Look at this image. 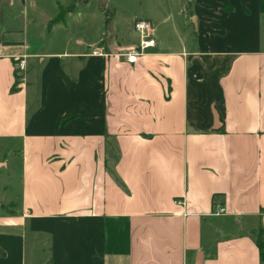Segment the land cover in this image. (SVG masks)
Segmentation results:
<instances>
[{
  "label": "crops",
  "instance_id": "1",
  "mask_svg": "<svg viewBox=\"0 0 264 264\" xmlns=\"http://www.w3.org/2000/svg\"><path fill=\"white\" fill-rule=\"evenodd\" d=\"M18 1L0 0V173L15 165L20 191L0 204V264H260L264 0H192L177 49L147 19L155 46L134 64L105 36L30 46Z\"/></svg>",
  "mask_w": 264,
  "mask_h": 264
},
{
  "label": "rangeland",
  "instance_id": "2",
  "mask_svg": "<svg viewBox=\"0 0 264 264\" xmlns=\"http://www.w3.org/2000/svg\"><path fill=\"white\" fill-rule=\"evenodd\" d=\"M202 1L206 3L212 0ZM74 3L77 9L73 14L68 15L65 10L71 8ZM191 4L192 0H108L100 8L98 0H24L10 12L12 15L21 14L11 24L14 28L23 29V38L28 39L30 46L34 47L36 43H41L42 51L91 52L104 38L103 36L107 37V41L118 42L124 49L129 43L127 38L132 37L137 41V34L132 25L139 17L149 19L155 31L157 28L160 29L168 47L177 49L181 48L183 41L190 40L193 34L192 23H195L196 19L193 17L192 20L190 17L194 13ZM194 9L198 15L203 12L196 6ZM10 12H6V19H10ZM44 17L48 18L47 23L42 22ZM262 36H264V21ZM23 38L21 36V39ZM110 93L111 89L108 90V98ZM165 95L167 98L170 97L169 87ZM108 112H111L109 105ZM1 170L3 169H0V172ZM6 172V177H2L0 173V204L12 201L11 204L6 205L10 209L17 206L20 191L16 166H10ZM5 183H10L7 190L2 188L6 186ZM1 210L0 208V212ZM26 250L29 261L31 256L29 245ZM38 259L44 264L41 256ZM34 263L36 264V260Z\"/></svg>",
  "mask_w": 264,
  "mask_h": 264
},
{
  "label": "built area",
  "instance_id": "3",
  "mask_svg": "<svg viewBox=\"0 0 264 264\" xmlns=\"http://www.w3.org/2000/svg\"><path fill=\"white\" fill-rule=\"evenodd\" d=\"M133 30L137 34V42L118 53L119 56L123 57L128 64L136 63L139 58L148 54V51L155 46V38L152 32V23L143 18H137L133 21ZM1 56V54H0ZM25 56H18L15 58L14 67L17 71L24 70L25 67ZM177 203L181 201L176 200ZM224 208L217 205L214 215L223 214Z\"/></svg>",
  "mask_w": 264,
  "mask_h": 264
},
{
  "label": "trees",
  "instance_id": "4",
  "mask_svg": "<svg viewBox=\"0 0 264 264\" xmlns=\"http://www.w3.org/2000/svg\"><path fill=\"white\" fill-rule=\"evenodd\" d=\"M73 10H74V4H72L71 8H69V9L67 8L65 10V12L70 13ZM227 10L230 11L232 9L230 7H227ZM13 62L15 63V61H13ZM12 90H15V86L12 88ZM214 197H216V196H214ZM252 235L254 237L255 245L259 251V262H260V264H264V231L260 227V228H257L255 230H252Z\"/></svg>",
  "mask_w": 264,
  "mask_h": 264
},
{
  "label": "water",
  "instance_id": "5",
  "mask_svg": "<svg viewBox=\"0 0 264 264\" xmlns=\"http://www.w3.org/2000/svg\"><path fill=\"white\" fill-rule=\"evenodd\" d=\"M98 1H99V7L102 8L108 0H98ZM47 21H48V18L44 17V20L42 22L47 23ZM213 118H214V124H213L212 129L213 130L220 129V127L222 126V123L220 122V116L218 115L216 111L213 113ZM196 264H200V261H198Z\"/></svg>",
  "mask_w": 264,
  "mask_h": 264
}]
</instances>
